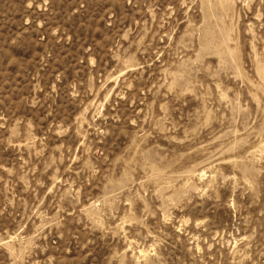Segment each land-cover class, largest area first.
<instances>
[{"label":"rangeland","instance_id":"obj_1","mask_svg":"<svg viewBox=\"0 0 264 264\" xmlns=\"http://www.w3.org/2000/svg\"><path fill=\"white\" fill-rule=\"evenodd\" d=\"M0 264H264V0H0Z\"/></svg>","mask_w":264,"mask_h":264}]
</instances>
